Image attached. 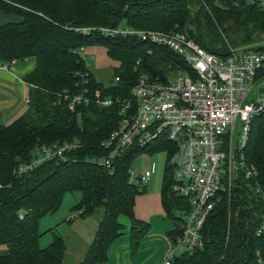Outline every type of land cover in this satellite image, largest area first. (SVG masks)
<instances>
[{"label": "trees", "instance_id": "16d2710c", "mask_svg": "<svg viewBox=\"0 0 264 264\" xmlns=\"http://www.w3.org/2000/svg\"><path fill=\"white\" fill-rule=\"evenodd\" d=\"M0 11L22 16L20 23L0 26V57L5 63L37 59L27 77L31 86L27 111L9 125H0V245L8 252L0 264H66V238L54 232L41 248V220L59 209L66 192L81 191L86 217L100 220L94 241L78 264H102L109 248L125 232L121 216L131 219L130 240L136 248L151 224L135 215L136 197L146 189L131 182L129 168L136 154L158 149L168 153L162 184L163 206L175 229L182 232V213L189 198L174 189L180 140L122 153L108 171L99 161L108 154L104 142L117 127L119 108L100 105L101 97L129 99L141 74L166 81L192 73L172 50L134 36H107L102 28L182 30L206 49L226 53L264 45V3L254 0H0ZM93 27L90 33L79 30ZM103 46L121 62L105 87L89 68L81 50ZM264 78V67L259 73ZM119 78V80H117ZM88 90L92 100L71 108L65 96ZM179 136L182 132H178ZM77 139V140H76ZM76 140V141H75ZM76 142L81 146L38 168L18 175L17 165L36 157L43 145ZM255 178L241 177L207 220L202 248L186 251L174 264H264V113L253 121L246 150Z\"/></svg>", "mask_w": 264, "mask_h": 264}, {"label": "built area", "instance_id": "2783aa9c", "mask_svg": "<svg viewBox=\"0 0 264 264\" xmlns=\"http://www.w3.org/2000/svg\"><path fill=\"white\" fill-rule=\"evenodd\" d=\"M93 29L79 28L84 33ZM99 31L113 37L134 36L166 47L192 69V73H181L169 81L141 74L129 99L102 98L100 92L96 93L100 105L119 108V123L103 143L108 154L99 161L108 171L112 172L113 163L123 152L157 148L164 138L181 141L174 189L189 198V207L181 215L182 232L175 241L184 250L179 255L167 253L163 263L174 264L182 253L204 246L205 224L223 196L231 193L241 177L251 179L258 174L257 168L248 164L246 150L253 121L264 113V92L255 94L258 84L264 81L258 77L264 67V45H230L228 52L217 53L181 30L109 27ZM14 64L16 61L5 63L3 68L8 70ZM65 98L71 108L92 100L88 90ZM80 146L69 141L43 145L36 157L20 162L15 172L24 175L48 161L65 159L68 152ZM129 174L131 182L146 186L153 169L148 168L137 178L131 167ZM263 233L264 222L257 234Z\"/></svg>", "mask_w": 264, "mask_h": 264}, {"label": "rangeland", "instance_id": "374dc122", "mask_svg": "<svg viewBox=\"0 0 264 264\" xmlns=\"http://www.w3.org/2000/svg\"><path fill=\"white\" fill-rule=\"evenodd\" d=\"M248 3L254 2V0H245ZM156 30V29H150ZM168 30H159V31H171ZM182 31V30H181ZM98 54L95 56L86 55L84 50H81V54L84 58H86L87 64L89 68L92 70L97 80L104 83L105 87L110 84V82L114 79L115 76V66L120 67L121 62L116 59H112L108 56L107 50L103 46H99ZM100 53V54H99ZM15 65V64H14ZM173 74H177L175 77L180 75L178 72H174ZM175 77L171 78L174 79ZM264 92V81L260 82L255 90V94L259 95V93ZM77 140V139H76ZM75 140V141H76ZM73 142V141H72ZM64 142H59L61 144ZM46 145V144H45ZM168 158L167 150L158 149L153 152L144 151L135 155L132 161V168L135 171L136 177L138 178L142 175L148 168L153 169V176L151 180L147 183V185H142L141 187L146 190L142 192V194L136 197L137 205L135 203V211H140L141 213L151 214L152 211H155L159 208L158 203L161 200L162 194V184L163 177L166 168V162ZM181 176L178 174L177 179ZM139 197V198H138ZM83 194L81 191L74 192H66L63 196L62 204L59 209L53 213L45 216L40 222V233L42 234L40 239L41 248L49 247L54 240V232L59 233L65 238L74 237V241H70L71 246L73 247L75 257L77 262H81L86 253L90 244L94 241L95 233L99 227L100 220L97 215L86 217V215L82 214V209L77 210V206L82 201ZM138 198V200H137ZM162 202V200H161ZM79 213V216H78ZM136 214V213H135ZM89 218V219H83ZM121 221L125 225L126 234L123 235L122 238H129L132 221L127 216H121ZM152 224V228L154 229L152 232L153 237H165L167 235V243L169 245V250L167 253L174 252L176 255H179L184 248H178L175 241L172 240L169 234L164 231L166 226H171V229H175V225L170 221H164V219H160V217L154 215V223L150 220H147ZM162 222H166L164 225ZM171 230V231H172ZM170 233V232H169ZM165 234V235H164ZM164 240V238H163ZM67 242V251H66V264L67 263V252H68ZM164 245V242H163ZM166 253V254H167ZM83 254V256H81ZM78 256L80 258H78ZM77 263V264H78Z\"/></svg>", "mask_w": 264, "mask_h": 264}, {"label": "crops", "instance_id": "0c3cea01", "mask_svg": "<svg viewBox=\"0 0 264 264\" xmlns=\"http://www.w3.org/2000/svg\"><path fill=\"white\" fill-rule=\"evenodd\" d=\"M22 20L23 18L20 15L6 14L0 11V26L7 23H20ZM98 49H100L99 46L87 47L84 49V53L86 55L95 56L98 54ZM4 64L5 61L0 57V125H9L21 117L29 107L28 104L31 86L27 82V77L36 69L37 59L32 58L24 63H16L8 70L3 68ZM161 200L160 203H158L159 208L155 211H152L150 215H145L140 211H135L136 217L144 221L150 220L153 222V224H155L154 215H156L160 217V219H164V221L167 220L172 222L166 216L163 206L162 194ZM162 223L164 225L166 224V222ZM153 230L154 229L152 228L151 224V229L149 232H147L145 237L141 240L140 244L136 248L132 247L130 237L125 239L121 238L120 240L116 241L109 248L108 258L102 264H163L166 253L170 249L167 243V235L165 237H153L151 236ZM165 230L166 233L169 234L168 236L171 237L173 230L169 224L164 228V231ZM74 240V237L66 238V241L69 243L67 263L70 262L71 264L78 263L73 247L71 246L72 244H70V241L72 242ZM7 252V246L0 245V255H5ZM81 256H83V254ZM78 258L80 257L78 256Z\"/></svg>", "mask_w": 264, "mask_h": 264}]
</instances>
